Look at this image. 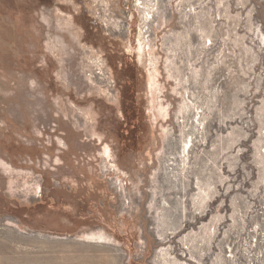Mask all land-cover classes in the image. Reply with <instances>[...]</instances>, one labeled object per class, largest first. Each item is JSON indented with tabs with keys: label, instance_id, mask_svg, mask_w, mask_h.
I'll return each instance as SVG.
<instances>
[{
	"label": "rangeland",
	"instance_id": "374dc122",
	"mask_svg": "<svg viewBox=\"0 0 264 264\" xmlns=\"http://www.w3.org/2000/svg\"><path fill=\"white\" fill-rule=\"evenodd\" d=\"M0 264H264V0H0Z\"/></svg>",
	"mask_w": 264,
	"mask_h": 264
},
{
	"label": "bare ground",
	"instance_id": "6f19581e",
	"mask_svg": "<svg viewBox=\"0 0 264 264\" xmlns=\"http://www.w3.org/2000/svg\"><path fill=\"white\" fill-rule=\"evenodd\" d=\"M147 14H148V13H147ZM189 103H190V102H189ZM182 106H183V105H182ZM186 106H187V105H186ZM191 106H192V105H191ZM182 108H184V107H181V109H182ZM186 108H187V107H186ZM184 110H185V109H184ZM181 111H182V110H181ZM184 112H185V111H184ZM180 115H181V113H180ZM183 115H184V114H183ZM181 118H182V116H181ZM181 120H182V119H181ZM180 122H181V121H180ZM197 122H198V121H197ZM189 141H190V140H189ZM182 145H183V144H182ZM185 145H186V143H185ZM190 145H191V144H190ZM188 147H189V146H188ZM182 149H183V147H182ZM185 150H186V148H185ZM181 152H182V151H181ZM185 152H187V150H186ZM185 152H184V153H185ZM184 153H183V154H184ZM104 154H106V157L109 156V153H107L106 150L104 151ZM183 154H182V155H183ZM184 156H185V155H184ZM182 158H183V157H182ZM176 160H177V159H176ZM173 162H175V161H173ZM166 164H167V163H166ZM166 164H165V165H166ZM168 164H169V163H168ZM171 167H172V166H171ZM171 167H170V168H171ZM106 169H107V167H106ZM168 170H169V169H168ZM187 185H188V184H187ZM189 186H190V185H189ZM166 187H167V186H166ZM190 187H191V186H190ZM119 188H120V187H119ZM184 188H186V187H184ZM181 191H182V190H181ZM184 192H186V189H185ZM186 193H187V192H186ZM177 194H178V193H177ZM183 194H184V193H183ZM180 195H181V193H180ZM185 196H186V194H185ZM183 197H184V196H182V198H183ZM102 237H103V236H102ZM97 238H98V237H97ZM97 238H96V236H94V234H92V233L84 235V240H88V242H89V241H99V239H97Z\"/></svg>",
	"mask_w": 264,
	"mask_h": 264
}]
</instances>
